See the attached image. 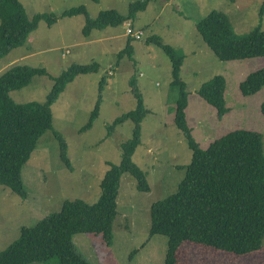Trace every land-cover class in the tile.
Masks as SVG:
<instances>
[{
  "label": "rangeland",
  "instance_id": "1",
  "mask_svg": "<svg viewBox=\"0 0 264 264\" xmlns=\"http://www.w3.org/2000/svg\"><path fill=\"white\" fill-rule=\"evenodd\" d=\"M31 18L34 14H60L83 6L91 19L103 10L126 15L130 4L143 0H18ZM263 0H156L132 22L103 30H92L83 39V16L60 19L51 27L40 21L22 47L0 59V75L14 65L43 68L47 75L32 78L30 84L9 93L17 104L44 103L54 80L69 66L97 64L95 73L79 75L65 86L50 107L52 128L37 141L21 170L25 200L0 185V251L19 237L22 227H33L50 213L59 211L65 200L93 204L100 195V181L108 166L118 165L121 145L131 138V119L116 125L107 137L108 126L117 118L136 110L137 90L147 114L141 121L140 144L132 161L145 174L148 193L136 189L129 174L120 178L117 216L112 226V244L102 243L99 235L76 234L75 250L87 264H163L167 238H149V208L153 202L176 192L190 163L192 152L175 127L174 109L179 97L170 85L171 66L162 50L150 39L172 47L184 56L179 79L184 84L187 106L185 121L200 149L235 130L260 135L264 155V86L254 95L243 96L239 84L264 66V57L241 61H220L202 41L195 24L212 11L227 17L235 35L243 36L260 24L264 31ZM130 26L141 31L139 40L125 33ZM125 37H124V36ZM130 38L131 54L118 58ZM68 52V53H67ZM225 81V114L216 111L197 94L214 76ZM104 81L99 89V83ZM132 80L134 87L129 85ZM97 107V118L90 129L79 130ZM59 134L66 144L69 171L59 157ZM144 244L143 247H141ZM178 264H264L262 248L255 253L236 256L203 245L185 242L178 251ZM43 264V263H32ZM47 264V263H44ZM48 264H55L51 261Z\"/></svg>",
  "mask_w": 264,
  "mask_h": 264
},
{
  "label": "trees",
  "instance_id": "2",
  "mask_svg": "<svg viewBox=\"0 0 264 264\" xmlns=\"http://www.w3.org/2000/svg\"><path fill=\"white\" fill-rule=\"evenodd\" d=\"M97 2V0H92ZM151 1L143 0L129 5L126 15L115 10H103L91 19L85 7L78 6L60 14H34L31 18L18 0H0V59L12 50L22 47L40 21L48 27L60 19L84 17L82 35L92 30H103L132 22L138 12H143ZM232 1V0H230ZM264 13V0L259 17ZM202 41L220 61H241L264 57V31L260 24L243 36L235 35L223 14L212 11L195 24ZM128 38L118 58L131 54ZM162 50L171 66V86L178 88L179 97L174 109V125L182 133L191 150L190 163L184 167L185 175L176 192L153 202L149 208V238L162 235L167 238L163 264H178V251L185 242L203 245L236 256L255 253L262 248L264 237V155L260 135L246 130H235L200 149L186 125L187 106L184 84L179 79L184 56L172 47L151 38ZM97 64H73L55 80L44 103H14L9 93L28 86L34 77L46 76L43 68L14 65L0 75V185L8 188L22 200L27 193L23 187L21 170L29 160L40 137L52 128L50 107L59 94L75 77L95 73ZM104 81L99 83V89ZM129 85L134 87L132 80ZM264 86V66L249 73L239 84L243 96L256 94ZM224 79L217 75L203 83L197 94L216 111L221 119L226 112L223 92ZM137 107L133 112L117 118L108 126L107 137L116 125L131 119L134 127L131 138L121 145L118 165L106 163L107 171L100 181V195L93 204L82 200H65L59 211L50 213L33 227H22L19 237L0 251V264H87L74 248L76 234H93L102 243L112 244V226L117 216L116 199L120 178L129 174L136 189L148 193L150 187L145 174L133 163L132 156L140 144L141 121L147 114L142 100L134 88ZM264 116V102L260 106ZM97 118V107L88 122L79 130L91 128ZM59 142V157L70 171L66 144L54 132ZM144 244L141 246L143 247Z\"/></svg>",
  "mask_w": 264,
  "mask_h": 264
},
{
  "label": "built area",
  "instance_id": "3",
  "mask_svg": "<svg viewBox=\"0 0 264 264\" xmlns=\"http://www.w3.org/2000/svg\"><path fill=\"white\" fill-rule=\"evenodd\" d=\"M126 35L134 40H139L141 39L142 33L141 31H135L134 29H132L130 26H128L126 28L125 31Z\"/></svg>",
  "mask_w": 264,
  "mask_h": 264
},
{
  "label": "crops",
  "instance_id": "4",
  "mask_svg": "<svg viewBox=\"0 0 264 264\" xmlns=\"http://www.w3.org/2000/svg\"><path fill=\"white\" fill-rule=\"evenodd\" d=\"M124 36V35H123ZM125 37V36H124ZM83 39H85V40H87V39H89V36H87V37H84L83 36ZM68 53V52H67ZM116 203H117V200H116Z\"/></svg>",
  "mask_w": 264,
  "mask_h": 264
}]
</instances>
